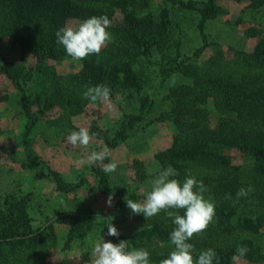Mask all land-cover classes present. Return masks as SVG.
Here are the masks:
<instances>
[{"label":"trees","instance_id":"1","mask_svg":"<svg viewBox=\"0 0 264 264\" xmlns=\"http://www.w3.org/2000/svg\"><path fill=\"white\" fill-rule=\"evenodd\" d=\"M136 1L0 0V75L10 85L9 91H0V103L14 99L21 105L26 120L22 142L27 149V162L62 193H75L85 185L84 179L77 183L65 181L28 147V136L38 121L28 93L37 80L54 84L44 99L42 111L54 105L63 110L79 107L88 102L82 98L86 86L99 84L111 89V100L116 105H120L122 99L119 96L123 93L128 98L138 97L140 104L135 117L124 115L122 126L112 140L101 131L94 132L104 140L107 148L113 149L124 142L129 134L148 126V113L153 107L152 99L141 93V80L133 68L134 58L159 56L162 61L176 56L179 60L166 71L164 80L177 73L187 83L167 90L165 98L169 101V109L154 120L170 122L174 129L172 146L165 154L156 155L157 165L163 169L168 166L174 168L178 172L175 178L181 182L190 172L210 189L205 197L228 202V215L235 214L236 204L251 197L256 204H262L264 193L257 186L264 188V0H229L237 4L247 3L237 18L238 23L244 20L256 24L245 32L246 37L255 39L250 50L246 49L245 41H241V45L238 42V49L226 45L234 48L231 59L221 53L208 58L203 56L206 48H213L211 52L218 50L214 48L215 43H206L205 31L213 19L223 15L221 0L177 3L197 14V29L203 43L195 58L182 45L178 47L179 44L174 43L171 18H175L176 11L162 8L164 10L156 16L146 1ZM169 1V8H172L176 2ZM135 5H138L137 8L141 6V9H136ZM102 15L111 21V27L107 30L112 33V60H118L117 64L112 66L111 71L105 72L101 66H97L100 65L98 55H90L81 61L82 68L77 74L57 76L52 63L60 62L67 55L64 48L56 43V31L66 27L71 20L80 23L92 16ZM174 44L177 47L174 48ZM13 48L31 54L33 64L10 61L8 54ZM154 121L150 120L149 124ZM234 150L244 157L256 159L249 179L242 177L245 171L233 163L231 154ZM94 172L99 178L100 192L116 195L113 214L120 215L127 209L126 202L122 200V191L111 187L106 172L101 169ZM249 182L253 184L251 194L248 198L236 200L237 190L249 187ZM226 194H231L232 199H226ZM29 199V196L17 199L8 195L3 202L0 201V251H5L11 262L21 260L23 255L34 254L41 243L38 240H44L40 229L32 225L28 212ZM93 217L92 213L85 211H62L54 217V221L75 228ZM108 218L107 215L102 218L106 235ZM161 228L165 229L166 226L154 224L147 227L146 233L169 242V234L161 231ZM109 238L114 243L128 240L121 236ZM235 253L232 247L224 253L219 250L217 257L220 264H233ZM249 253L254 254L251 247ZM167 256L150 253V264H159Z\"/></svg>","mask_w":264,"mask_h":264},{"label":"rangeland","instance_id":"2","mask_svg":"<svg viewBox=\"0 0 264 264\" xmlns=\"http://www.w3.org/2000/svg\"><path fill=\"white\" fill-rule=\"evenodd\" d=\"M139 1L141 0H137L136 3ZM144 1L156 16L166 8L171 12L172 9L176 11L174 21L171 18L174 43L179 44L178 47L182 45L187 49V53L195 58L203 43V38L197 29V14L183 9L180 7L182 5L177 3L202 0H175L176 4L174 3L172 8H169L171 6L169 0ZM220 2L223 15L220 14L221 16L213 19L205 31L206 43H215L214 48L218 50L211 52L213 48H206L203 50V56L208 58L221 53L225 58L231 59L233 49H238V42L241 45V41H245L248 50L254 46L255 39L246 37L245 32L256 24L244 20L239 23L237 21L241 10L247 5L246 2L240 4L229 0ZM137 6L135 5V8L140 10L141 6L138 8ZM162 8L164 9L161 10ZM78 24L76 20H71L67 26L75 27ZM109 33L112 36V33ZM176 44L174 48L177 47ZM226 45H233L234 48ZM158 57L134 58L136 60L133 63L135 73L141 80V93L148 95L153 101V107L147 117L148 126L129 134L117 147L108 148L110 156L102 163H90L87 157L91 152H101L106 147L103 139L95 135L87 147H73L66 142V137L71 132L85 127L90 133L101 131L112 140L122 126L124 115L135 117L140 99L128 98L123 93L119 96L120 99L123 98L120 105L114 104L112 100L111 106L103 101H98L94 105L88 101L80 104L79 107H68L66 110L54 105L49 110L42 111L44 99L53 89L54 84L39 79L35 86H32L28 97L33 111L38 115V121L28 136V147L41 162L48 165L51 171L59 173L65 181L77 183L84 179L85 185L75 193H62L56 190L53 183L27 162V149L22 142V131L26 120L21 105L14 99L0 103V201L3 202L8 195L16 196L17 199L29 196L28 212L32 225L40 229L44 238L38 240L41 243L37 245L34 254L23 255L21 260L16 259L11 262L8 260V254L0 251V264H92L94 257L91 250L97 243L103 239L105 242L114 243L102 226L104 215L109 217L108 224L112 223L116 227L119 236L128 239L126 241L129 250L144 248L150 253L162 256L168 255L173 250L169 242L146 233L147 227L154 224L165 225L166 228H161V231H166L168 234L172 231V220L168 218L166 212L162 211L145 220L142 215L133 216L131 210L127 208L123 213L115 216L113 211L116 195H104L100 192L99 178L94 172L96 169L104 171V165L115 163L116 171L107 173L111 187L122 191L123 202L128 199L142 202L145 193L150 190L149 181L163 169L157 165L155 157L158 154H165L171 148L174 129L170 122L154 120L169 109V101L165 98L167 90L178 84H185L187 80L177 73L164 80L163 75L179 58L175 56L173 59L160 61ZM8 59L24 65H32L34 62L31 54L21 52L17 48L9 51ZM98 59L100 65L97 66H101L105 72L111 71L112 66L117 64L118 60H112V41L102 49ZM52 64L59 77L77 74L82 68L81 61H74L68 56ZM9 90V83L0 75V91L5 93ZM150 120L154 122L149 124ZM231 157L233 163L241 166L245 171L242 177L249 179L256 159L244 157L235 150L232 151ZM249 185L253 187L251 182ZM257 189L264 193V188L257 186ZM133 194L134 198L131 197ZM109 196L112 197L110 207L107 204ZM251 198L236 204L235 214L232 215H228L229 211L226 207L228 202L212 198L216 204V215L204 232L203 238L200 236L192 238L194 257L200 251L209 248L217 254L219 250L224 253L230 247L237 250L238 247L245 245L244 247L248 249L246 255L234 259L235 253L233 264H264V201L258 205ZM62 211H85L95 217L91 221H84V224L70 228L54 221V217ZM49 226L52 227L48 228ZM136 236L138 237L134 239ZM249 247L254 254L249 253Z\"/></svg>","mask_w":264,"mask_h":264},{"label":"clouds","instance_id":"3","mask_svg":"<svg viewBox=\"0 0 264 264\" xmlns=\"http://www.w3.org/2000/svg\"><path fill=\"white\" fill-rule=\"evenodd\" d=\"M111 21L106 15L92 16L77 26L61 27L56 31V43L64 48L68 57L74 61H82L90 55H99L104 47L113 39L109 31ZM82 98L93 105L103 101L111 106V89L104 84L86 86ZM121 99H123L121 97ZM95 134L85 127L71 132L66 137V142L73 146L87 147L94 139ZM110 156V150L105 147L101 152H91L87 157L90 163H102ZM115 163L104 165L106 173L116 171ZM178 172L168 166L158 172L149 181L150 190L145 193L142 202L131 199L126 201V207L131 210L133 216L142 215L144 219H150L159 213L166 212L172 220L173 228L169 233V245L172 251L167 258L161 259L159 264H220L216 252L209 248L200 251L193 256L194 245L189 241L194 236L203 238L204 232L213 222L216 212V204L212 197H205L210 189L202 181H198L189 172L183 182L176 179ZM253 191L252 187H241L237 190L236 200L247 197ZM226 199L231 200V194H226ZM112 197L109 196L107 204L111 206ZM183 214H179L180 212ZM107 236L119 237L120 233L110 223L107 226ZM248 249L240 246L236 250L234 259L243 258ZM94 257L92 264H150V252L144 248H128V241L121 240L118 243L105 242L104 239L97 243L91 250Z\"/></svg>","mask_w":264,"mask_h":264}]
</instances>
